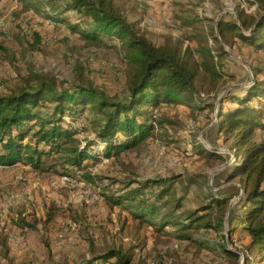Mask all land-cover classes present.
I'll use <instances>...</instances> for the list:
<instances>
[{"label": "trees", "instance_id": "1", "mask_svg": "<svg viewBox=\"0 0 264 264\" xmlns=\"http://www.w3.org/2000/svg\"><path fill=\"white\" fill-rule=\"evenodd\" d=\"M13 1V23L26 14L57 24L73 18V31L88 45H108L111 40L121 50L124 97L99 88L85 76L86 66L79 60L71 83L31 71L19 85L0 93V166L28 164L43 170L52 159L50 167L58 166L63 174L79 170L87 183L104 178L94 172L104 159H119L150 139L168 137L171 121L156 114L161 105L215 112L229 75L224 44L264 49V0H238L237 18H205L190 9L175 14L180 34L167 31L159 42L147 33L156 32L130 18L134 9L127 0ZM34 35L35 44L41 42V35ZM0 50H6L2 43ZM254 78L243 93L229 91L219 101L218 119L208 134L235 159L215 176L213 186L210 171L231 155L194 143V151L205 159L199 174L113 179L103 196L111 212L118 209L120 232L131 242L118 244L116 233L103 250L73 264H175L168 257L150 259L144 254L150 229L188 243L198 257L215 252L239 264L243 254V264H264V78L258 73ZM80 116L84 121L76 124ZM195 191L197 198L188 200ZM59 211L58 205H51L45 223L55 222ZM17 223L31 226L26 217ZM236 233L247 240L239 251L228 248V236L234 245Z\"/></svg>", "mask_w": 264, "mask_h": 264}, {"label": "rangeland", "instance_id": "2", "mask_svg": "<svg viewBox=\"0 0 264 264\" xmlns=\"http://www.w3.org/2000/svg\"><path fill=\"white\" fill-rule=\"evenodd\" d=\"M127 1L134 9L129 12L130 18L156 32L155 35L147 31L156 42L167 31L180 34L174 15L189 9L202 17L216 20L222 15L228 18L237 16L235 6L238 0ZM15 7L13 0L0 2V19L10 26L8 37L0 35V43L6 47V50H0V93H7L19 85L22 77L31 71L52 74L61 81L68 79L71 83L76 77L74 67L79 60L86 66L85 76L99 88L111 95L124 97L127 92L126 78L121 69V50L117 49L116 44L108 40V45H88L73 31V18L69 23L57 24L42 15L26 14L18 16L13 23L12 11ZM34 33L41 35V42L35 44ZM224 45L230 59L227 67L229 75L219 97L229 91L243 93L254 83V73L264 78V49L255 51L241 44L234 48ZM203 92L206 93L202 95L205 99L207 91ZM218 104L217 101L214 113L185 105H161L156 114L171 121L168 137L150 139L119 159L99 162L94 172L104 178L94 183H63V173L57 171L58 166L57 169L50 167L54 162L52 159L47 160L43 170L34 169L28 164L0 166V264H73L91 257L93 251L103 250L116 233L118 244L128 246L131 238L127 233L120 232L122 217L118 216V209L111 212L104 199L103 192L107 185L113 179L134 176L145 179L201 172L205 159L194 151L193 143L231 155L226 163L210 171V185L213 186L215 176L227 169L235 159L227 146L219 144L214 135L208 134L218 119ZM88 110L86 114H89ZM82 119V116L76 118L75 123L83 122ZM85 134L88 136L90 132ZM173 136L178 139H172ZM196 194L197 191L190 192L187 199L194 201ZM53 204L59 206L58 217L53 223H45ZM21 217H26L31 226L20 227L17 220ZM147 234L149 241L143 252L150 259L164 256L175 264H230L227 258L215 252H203L198 257L193 247L188 243H179L172 235L157 234L151 229ZM229 241L228 236V248L238 251L241 244L247 242L246 236L239 233L234 235V245ZM92 243L94 250H91ZM243 263L242 254L239 264Z\"/></svg>", "mask_w": 264, "mask_h": 264}, {"label": "built area", "instance_id": "3", "mask_svg": "<svg viewBox=\"0 0 264 264\" xmlns=\"http://www.w3.org/2000/svg\"><path fill=\"white\" fill-rule=\"evenodd\" d=\"M255 6L252 7V9H254ZM0 16H1V12H0ZM0 31L2 33V35L4 36H9L10 35V26L9 23H6L4 20L0 19ZM82 118L84 119V117L82 116ZM82 119V120H83ZM81 172L78 170L76 171V173H65L62 175L61 180L63 183H75L77 181H81Z\"/></svg>", "mask_w": 264, "mask_h": 264}, {"label": "water", "instance_id": "4", "mask_svg": "<svg viewBox=\"0 0 264 264\" xmlns=\"http://www.w3.org/2000/svg\"><path fill=\"white\" fill-rule=\"evenodd\" d=\"M223 95H221L219 98H218V102L222 99ZM218 117V116H217ZM210 149V148H209ZM215 150V149H213Z\"/></svg>", "mask_w": 264, "mask_h": 264}]
</instances>
